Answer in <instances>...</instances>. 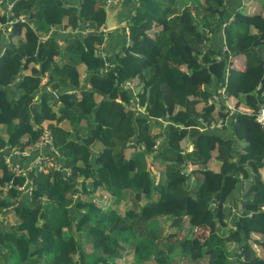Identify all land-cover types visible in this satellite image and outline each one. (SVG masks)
Masks as SVG:
<instances>
[{
    "label": "trees",
    "instance_id": "trees-1",
    "mask_svg": "<svg viewBox=\"0 0 264 264\" xmlns=\"http://www.w3.org/2000/svg\"><path fill=\"white\" fill-rule=\"evenodd\" d=\"M0 1V23L10 26L7 37L0 36L9 41L0 53V123L7 131L6 138L0 134V183H6L0 208L14 205L18 217L15 232L4 236L10 243L2 244L14 249L13 264H172L177 251L190 259L208 256L204 264H264V133L254 120L258 105H264V13L256 12L259 5L264 9V0H250L253 7L246 9L239 0L222 28L224 0H121L131 5L124 47L112 52L107 65L95 52L104 42L99 27L105 0H13L10 13L1 12ZM7 15L14 21L5 23ZM53 25L69 31L52 29L38 38ZM217 28L227 57L215 41ZM239 61L243 69L236 68ZM79 66L88 86L80 84ZM44 71L47 78L40 83ZM221 85L234 97L235 111L228 115L229 128L216 130L207 126L215 120L213 109L218 108L217 118L224 113L208 98ZM63 119L71 125L62 127ZM44 130L65 169L14 174L5 161L17 159L11 147L31 146ZM94 141L103 149L91 157ZM186 141L189 150L183 148ZM125 148L133 149L128 158ZM145 155L163 165L161 180L154 182L144 167ZM188 161L200 173L199 180L192 178L193 188L184 184ZM27 178L31 195L17 206ZM237 187L239 199L232 204L229 196ZM106 195L114 202L131 197L137 208L121 213L97 204ZM156 216L174 228L163 239L161 227L143 230ZM183 216L188 228L180 235ZM228 216L231 223L224 227ZM195 226L208 230L202 239L193 235ZM219 229L227 230L220 239ZM82 230L89 252L77 235ZM232 243L230 259L225 249Z\"/></svg>",
    "mask_w": 264,
    "mask_h": 264
},
{
    "label": "rangeland",
    "instance_id": "rangeland-1",
    "mask_svg": "<svg viewBox=\"0 0 264 264\" xmlns=\"http://www.w3.org/2000/svg\"><path fill=\"white\" fill-rule=\"evenodd\" d=\"M12 2H13V0H9V1L4 0V3L2 4V11L1 12H4V11L9 12ZM111 2H112V0H105L104 6L106 8V11L107 10L108 11L116 10V12L113 14L114 29H109L108 28L109 31L110 32H114L115 35H114L113 38L108 37V36H106L107 33L103 29L105 27H102V26L99 27V30L102 32V34H104V40H103L104 42H102L100 45H97V48L95 50L96 53H99L104 58V63L106 65L109 63V61L111 59H113V53L112 52H115L118 49H121L122 47H124V46H122V44H123V40L125 39V35H126V31H127V26L125 24V19L127 18L128 13L130 12V11L127 12L128 11L127 10V6H122L121 5V1H116L113 5H111ZM184 4L187 5L189 8L192 5L191 2H185ZM255 4H256V6L259 5L257 2H255ZM251 7H253V3L250 0H242V4H241L240 9H246V8H251ZM256 12H258V13H264V9L261 8V6L259 5V8L257 7ZM19 16H20L19 19L20 20H23L24 16L22 14H20ZM10 21H14V18H12L11 20L6 18V22L5 23H10ZM32 22H33V24H36L37 23L34 19H32ZM9 27H10L9 24H6L5 26H3L2 23H0V31H1L0 32V36L3 35L4 37H7V35H8V28ZM52 29H55V31H57L58 33H68V31H69V28H63L61 26H59V27L56 28L53 25V26L49 27L45 33H43V32L42 33H39L38 38L39 39L45 38L47 36V34L51 33ZM22 32H23V30L20 31V35H19V37H21V39H22ZM15 37L17 38V35H15ZM12 41H13V43L16 44V39L15 38H12L11 39V42ZM8 42L9 41L7 39H2L3 46H5V44L8 43ZM3 49H4V47L1 48L0 53L2 52ZM239 67H241V64L239 65ZM79 69H80L79 73H82L83 75H85L84 68L82 66H79ZM46 74H47V71H44L43 74L40 75V83L45 82V79L47 78V75ZM83 77L86 78V76H83ZM87 85H88V83H87ZM125 85L126 86H129V83H127ZM48 86H46V87H48ZM128 88L132 92H136L139 89V88L136 89V88H133V87H128ZM218 89L215 90V91H218ZM51 96L54 97L55 95L53 93H51ZM37 97H38V92H35L34 95H33V100L35 98H37ZM218 97H219V99L216 102H214L213 104L216 105V106H220L221 107L220 110H221V112L224 113V115L215 124L214 127H215L216 130H218L221 127L222 128L223 127H228L227 124H228V121L230 119V116H228V115L229 114H232L234 112L233 111L231 113H228L229 107L226 106L225 103H227L229 106H232L235 109V105H234L235 100L233 99L234 97L227 95L226 98H225V100H222L220 98V95ZM50 102L51 101L48 102L49 105L52 107V109H55L56 108V104L50 103ZM196 106L197 107H200L199 104H196ZM217 109H218L217 107H215L213 109L212 116L218 117L217 114L219 112H217ZM240 109H242V108H239V111H242ZM236 110H237V105H236ZM215 120L211 121V123L215 122ZM159 121L161 122L162 119H159ZM199 121H201V120H199ZM200 123H202V121ZM59 124L62 127H64V128H67V127H69L71 125L65 119L61 120L59 122ZM223 125H225V126H223ZM3 129H4V125L2 123H0V130H3ZM226 131L230 132L229 129L226 130ZM229 134H225V135H229ZM21 138H23V137H21ZM94 142H92L89 146L94 145ZM188 142L189 141H186V142L182 143L183 148H185V150H189V144H188ZM32 147H33V144L31 146H25L22 149H18L16 147V145L12 146L10 152L13 153L16 156L17 159H13L11 157L9 158V157L6 156L5 157V161L8 160L10 163H18V160H20V157L23 158L26 154H28L29 150ZM100 149L101 150L103 149L102 145H101V148ZM139 151H140V153H142L141 152V148H140ZM145 157H147V155H145ZM35 161H36V156H34L30 160H28L25 164L39 167L42 170L46 168V165L45 164H37V163H35ZM152 162H153V164L150 162L151 165H149L148 168L150 169V173L152 175L153 181H156L157 182V181H159V180L162 179V175H161L162 170L161 169H163V165L161 163H158L156 158L153 159ZM159 166H162V168L160 169ZM195 166L196 165H194V164L190 163V161H188L187 164L185 165V167L183 168V171L185 173L184 174V176H185L184 184L188 188H193V184H194L193 183V181H194L193 179L199 180V178H200V173H199L198 170L192 171ZM144 167H147L146 164H144ZM8 169H10L11 171H13L14 170V167L8 166ZM151 169H152V171H151ZM37 171H39V170H37ZM44 171H46V170H44ZM156 171H158V174H157ZM42 176L43 175H39V177L35 178V180L36 181H41ZM5 187H6V183H3V184L0 183V189H4ZM31 191H32V181L30 180V182H27L26 184H24L23 187L20 189L19 196L16 197V199L19 198V200L17 201V203L15 205L18 206V202L21 201V199L24 196L25 197H27V196L29 197L30 196L29 194L31 193ZM95 193L96 192H94L93 198H96ZM75 197H77V195H75ZM80 197H83V196H80ZM130 198L131 197H127L126 199L122 198L117 203L116 208L118 209L119 212L122 213V212H124L127 209H130L132 207L133 208H137V205L133 204V202H132V200ZM16 199H15V201H16ZM97 204H102V202L101 201L100 202H97ZM139 204H141V201L139 202ZM13 206L14 205H11V206L7 205V206L1 207L0 208V213H1L2 210L5 211L7 209L12 208ZM27 206H32V205L27 204ZM106 206H113V204L106 203ZM103 207H105V206H103ZM8 215H9V213H6L5 214V217H7ZM0 219H3L2 216H1V214H0ZM223 221H225V220L223 219ZM223 221H222V223H223ZM181 226H182V231L180 232V235L182 234L183 231H185L188 228V222H187V217L186 216H183L182 222H181ZM157 228H160V235H161V237L164 236L165 234H168V231H170L171 229H172V231L174 230L173 227L170 228L168 226L167 222H165V217L164 216H156V217L151 218L150 220H148L147 222L144 223L143 230H144V232L149 233V230L150 229H157ZM192 229H193V227H192ZM157 230H159V229H157ZM225 231L226 230H224V229H221V230L219 229V230H217V234H215V235L220 239V238L223 237V235H225ZM77 235H80V237H81L82 246H83L84 251L85 252H89L90 251V245L83 240L84 239L83 237L86 236V233H84V230L79 231L77 233ZM162 239H163V237H162ZM172 239L173 238H170L169 240H166V241H172ZM219 243H220V241H217L215 244H219ZM222 243H223V241H222ZM177 252L178 253H175V252L173 253L172 252V254H171L170 258H169V261L171 263H173V264H204L207 261V259H208V256L207 257L201 256V258L190 259L186 254H184V253H182L180 251H177ZM130 261L128 263L129 264H133V261L132 262H130Z\"/></svg>",
    "mask_w": 264,
    "mask_h": 264
},
{
    "label": "crops",
    "instance_id": "crops-1",
    "mask_svg": "<svg viewBox=\"0 0 264 264\" xmlns=\"http://www.w3.org/2000/svg\"><path fill=\"white\" fill-rule=\"evenodd\" d=\"M224 5H225V9H224V14H223V19H225L228 15L232 16L231 15L232 10L235 9L236 7H239V0H224ZM261 8H263V7H261ZM222 37H223V33H222V31H220V28L219 29L218 28L215 29V31H214L215 41L217 43H219V41L221 42ZM2 47H4V46H3V43H2V39H1L0 40V51H1ZM240 61H243V60L240 59ZM240 64H241V67H239ZM243 67H244V65H243L242 62H239L237 64V66H236V68H238V69L239 68L243 69ZM22 72L25 73V72H27V70H24ZM83 76L84 75L82 73H79L80 84L82 82H84ZM85 85L88 86L87 83H85ZM201 128H202V126H201ZM0 134L6 138L7 131H6V126L5 125H4V129L0 130ZM21 139H23V138H21ZM156 143H158V139L156 140ZM236 143H235V145L239 149V142L237 141ZM100 148H101V144L98 141H95L94 145L89 146L91 157L98 156L99 153L101 152ZM157 153H159V152H155V156L156 157H160L161 154L160 153L157 154ZM132 154H133V149H131V148H125L123 150V155H124L125 158H128V156H131ZM152 161H153V159L150 157V155L149 156L147 155V157H145V163L144 164H146V166H147V167H145L146 169L148 168L149 165H151L150 162L153 164ZM157 162L160 163L158 160H157ZM159 168L161 169L162 166H159ZM161 170H163V169H161ZM151 171H152V169H151ZM156 172L158 174V171H156ZM260 174H261L262 179H264V169H262V168L260 169ZM154 182H156V181H154ZM19 187H21V186H19ZM239 193H240L239 192V187H237V188H235L234 192L229 196V198L232 199V204H233V202L238 201ZM97 194L98 193L96 192L95 195H97ZM126 198L127 197H125L124 199H126ZM101 202H102V204H100V205H103L105 207H106V203L113 204V208H115L118 211V209L116 208V205H117L118 202H114L113 198L110 195L103 196L101 198ZM261 207L264 208V205H261ZM232 209H233L232 211L236 210V208L234 209V207H232ZM12 210H13V207L10 208V209H7L5 211L2 210L1 213H0L2 218H3V219H0V264H13L14 263L13 262V260H14L13 255L14 254L9 255V252L14 250V249L8 248L9 247L8 245H2L5 242L10 243L8 240H5V237H4L5 235H7L9 233L8 231H10L12 229V231L15 232V229L13 227L17 223L18 217ZM6 213H9V215L7 217H5ZM226 219H227L228 223L224 227H228V225L231 223V220H230L231 217L230 216H228ZM224 230H226V229H224ZM207 231L208 230L205 227H196L195 226L193 228V232H194L193 235L196 237V239H202L204 234ZM226 232H227V230L225 231V234H226ZM17 233H19V232H17ZM259 237L260 236H259L258 233H252L251 234V238H253V239H257ZM224 246H226V242H225ZM227 247L228 248H226L225 250H226L227 254H229L230 259H232L233 258L232 257V250L234 248V244L233 243L231 245L227 244ZM31 248H32V245H29V249H31ZM176 253H178V252H176Z\"/></svg>",
    "mask_w": 264,
    "mask_h": 264
},
{
    "label": "built area",
    "instance_id": "built-area-1",
    "mask_svg": "<svg viewBox=\"0 0 264 264\" xmlns=\"http://www.w3.org/2000/svg\"><path fill=\"white\" fill-rule=\"evenodd\" d=\"M230 19H231V16L227 20L226 19L221 20V21L218 20V22L220 23V26L223 27L224 25H226L229 22ZM220 52L226 53V57L228 56V49H227L226 44L223 42V40L220 43ZM219 87H218L219 89H218L217 93H213L208 98V103L216 102L219 99V97H218L219 95H220V98L222 100H225L227 94L224 91V86L221 85ZM225 105L229 107L228 113L235 111V109L232 106H229L227 103H225ZM215 119H216L215 122H213V123L210 122L207 125L208 128L214 127L215 124L217 123V121L220 120L221 118H217L215 116ZM254 120L262 127L263 133H264V105L262 103H260L258 105L257 109L255 110ZM205 127L206 126H204L202 128H205ZM50 142H51L50 133L48 131L44 130V132L40 136L39 140L33 143V147L29 150L28 154H26L24 156L28 160H30L31 158L36 156L35 163L45 164L46 165L45 169L42 170L39 167L27 165V164H25L28 161L27 160L24 163V165H21L19 163H10L9 162V164H10L9 166L14 167V170L12 172H14L15 174L27 175V173L30 171H36V170L44 171V170H48V169L57 168L59 166V162L56 159L57 158V152L54 150V148L52 147ZM20 158H22V157H20ZM27 182H30L29 178H27L25 180L24 184H26ZM23 185L21 187H19V189H21L23 187Z\"/></svg>",
    "mask_w": 264,
    "mask_h": 264
},
{
    "label": "water",
    "instance_id": "water-1",
    "mask_svg": "<svg viewBox=\"0 0 264 264\" xmlns=\"http://www.w3.org/2000/svg\"><path fill=\"white\" fill-rule=\"evenodd\" d=\"M118 9H119V8H118ZM115 12H116V10H113V11H108V10H107V11H106L105 20H104V24H105L106 28H109V29L114 28L113 14H114ZM7 19H9V15H7ZM91 32H93V31H92V30L87 31V33H91ZM256 42H258L257 39H255V40L253 41V44H255ZM157 154H159V153H157ZM205 166H206L205 163H203V164L201 165L202 168H204ZM20 202H21V201L18 202V205L20 204Z\"/></svg>",
    "mask_w": 264,
    "mask_h": 264
},
{
    "label": "clouds",
    "instance_id": "clouds-1",
    "mask_svg": "<svg viewBox=\"0 0 264 264\" xmlns=\"http://www.w3.org/2000/svg\"><path fill=\"white\" fill-rule=\"evenodd\" d=\"M116 1H121V0H112L111 5H113ZM104 4H105V3H104ZM121 5L124 6V5L122 4V1H121ZM130 6H131V5H128V6H127V10L130 9ZM104 7H105V6H104ZM105 9H106V8H105ZM229 17H230V16H229ZM225 19L227 20L228 17H226ZM223 20H224V19H223ZM229 22H230V20H229ZM229 22H228V23H229ZM228 23H227V24H228ZM227 24H226V25H227ZM101 26H102V27H105V28H103V29L105 30L106 33L109 31V29L106 28V26H105L104 23H103ZM101 26H100V27H101ZM224 26H225V25H224ZM220 27H221V26H220ZM221 28H222V27H221ZM221 42H222V41H221ZM213 117H215V116H213ZM202 127H203V126H202ZM212 128H213V127H212ZM54 150H55V149H54ZM56 159H57V161H58V159H59V158H58V153H57V158H56ZM54 169H59V170H60V169H63V170H64L65 168H63V166L60 167V164H59V166H58L57 168H54ZM48 170H50V169H48ZM48 170H46V171H48ZM46 171H43V172H46ZM65 173H66V170H65ZM32 189H33V186H32ZM19 190H20V189H19ZM31 192H32V191H31ZM29 195H31V193H30Z\"/></svg>",
    "mask_w": 264,
    "mask_h": 264
}]
</instances>
